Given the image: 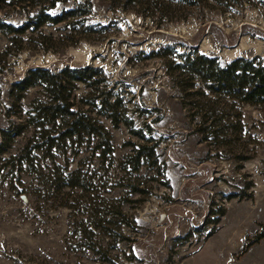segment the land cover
<instances>
[{
    "label": "rangeland",
    "instance_id": "rangeland-1",
    "mask_svg": "<svg viewBox=\"0 0 264 264\" xmlns=\"http://www.w3.org/2000/svg\"><path fill=\"white\" fill-rule=\"evenodd\" d=\"M79 1L87 2L58 9ZM88 2L82 23L0 32V131H15L9 140L0 132V157L35 139L24 113L45 98L33 87L15 101L10 84L34 67L91 66L155 145L157 165L135 172L127 157L143 141L103 117L111 159L73 138L34 152L21 170L0 162V264H264V104L214 94L175 67L190 53L264 64V0ZM35 10L4 0L0 19L18 25ZM80 25L94 28L83 33ZM87 91L75 85L74 103L84 109ZM55 162L86 173L85 186L47 193Z\"/></svg>",
    "mask_w": 264,
    "mask_h": 264
},
{
    "label": "trees",
    "instance_id": "trees-1",
    "mask_svg": "<svg viewBox=\"0 0 264 264\" xmlns=\"http://www.w3.org/2000/svg\"><path fill=\"white\" fill-rule=\"evenodd\" d=\"M3 1L0 0V2ZM69 1L18 0V3L36 8L35 12L18 25L0 19V32L20 36L26 31L33 33L44 25L59 24L67 19L76 18L72 22L82 23L84 19L82 16L89 13L88 0L87 2L79 1L74 7L58 9V5ZM44 4L47 5L44 6ZM80 27L83 33H88L94 28L83 25ZM175 67L183 68L190 79H198L214 94L241 104H264V64L257 58L237 57L222 64L216 57L190 53L185 56L182 65L178 64ZM77 83H82L88 88L87 95L80 98L81 104L86 106V109L74 103V89ZM105 85L101 69L91 66L67 65L58 72L46 67H34L27 70L23 78L10 84L8 95L15 101H19L29 88L42 89L44 100L33 101L31 109L24 113L23 120L27 127L33 129L35 139L31 136L17 155L0 157V162H5L4 166L16 164L21 170L23 164H33L34 152L58 149L73 138L86 139L88 143H94V150H99L101 159H105L106 156L111 159L113 153L111 134L98 119L103 117L111 123L113 128L122 124L131 135L143 141L127 157L128 164L135 172L145 165L151 167L157 165L155 145H147L150 139L145 138L140 129L133 127L132 121L125 114L122 99L110 93L109 90H104ZM0 132L4 140H9L15 133L14 129ZM5 148L6 141H0V156L5 153ZM52 167L48 179L53 187H50L47 193L52 190L53 195L62 192L64 188L72 190L85 186L86 173L84 179V175L79 170L66 172V168L61 169L56 162ZM62 206L71 207L66 201L62 203ZM223 213V209L214 212L216 218Z\"/></svg>",
    "mask_w": 264,
    "mask_h": 264
},
{
    "label": "water",
    "instance_id": "water-1",
    "mask_svg": "<svg viewBox=\"0 0 264 264\" xmlns=\"http://www.w3.org/2000/svg\"><path fill=\"white\" fill-rule=\"evenodd\" d=\"M20 198H21V200L23 201V203H25V205H27L28 204V202H27V200H26V197H25V195H20Z\"/></svg>",
    "mask_w": 264,
    "mask_h": 264
}]
</instances>
